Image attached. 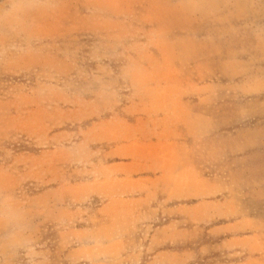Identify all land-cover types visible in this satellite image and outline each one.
Listing matches in <instances>:
<instances>
[{
    "label": "rangeland",
    "instance_id": "rangeland-1",
    "mask_svg": "<svg viewBox=\"0 0 264 264\" xmlns=\"http://www.w3.org/2000/svg\"><path fill=\"white\" fill-rule=\"evenodd\" d=\"M0 264H264V0H0Z\"/></svg>",
    "mask_w": 264,
    "mask_h": 264
}]
</instances>
